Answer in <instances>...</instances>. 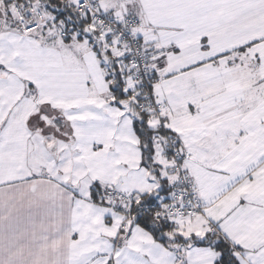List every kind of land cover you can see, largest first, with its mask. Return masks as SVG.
Instances as JSON below:
<instances>
[{
  "label": "snow or ice",
  "instance_id": "obj_1",
  "mask_svg": "<svg viewBox=\"0 0 264 264\" xmlns=\"http://www.w3.org/2000/svg\"><path fill=\"white\" fill-rule=\"evenodd\" d=\"M0 264H264V0H0Z\"/></svg>",
  "mask_w": 264,
  "mask_h": 264
}]
</instances>
